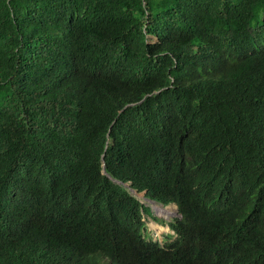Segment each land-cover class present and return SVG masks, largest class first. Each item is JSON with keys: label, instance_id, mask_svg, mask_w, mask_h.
Listing matches in <instances>:
<instances>
[{"label": "trees", "instance_id": "16d2710c", "mask_svg": "<svg viewBox=\"0 0 264 264\" xmlns=\"http://www.w3.org/2000/svg\"><path fill=\"white\" fill-rule=\"evenodd\" d=\"M0 264H264V0H0Z\"/></svg>", "mask_w": 264, "mask_h": 264}, {"label": "rangeland", "instance_id": "374dc122", "mask_svg": "<svg viewBox=\"0 0 264 264\" xmlns=\"http://www.w3.org/2000/svg\"><path fill=\"white\" fill-rule=\"evenodd\" d=\"M149 39L154 41V38L149 37ZM142 196L143 193H138L137 195L144 204H147L150 207L149 212L144 216L145 229L152 239H158L162 243L165 239V234L170 232L165 225V221L177 216L176 208L171 204L166 206V208H159L158 205L160 204L149 202L146 198H143L144 196Z\"/></svg>", "mask_w": 264, "mask_h": 264}, {"label": "clouds", "instance_id": "9594fccd", "mask_svg": "<svg viewBox=\"0 0 264 264\" xmlns=\"http://www.w3.org/2000/svg\"><path fill=\"white\" fill-rule=\"evenodd\" d=\"M103 173H104V171H103ZM125 185H127V184H125ZM145 192V191H144ZM144 192H137L136 190H134V189H131V193L135 196V197H137V195H138V193H143V198H146V200L147 201H149V202H155V203H157V204H160L161 206H162V208H166V206H168V205H174L175 206V208H176V212H177V216H175L173 219H175V218H177V217H179L180 216V214H179V212H178V208H177V205H176V203H174V202H168V203H165V204H163V203H161V202H157V201H155V200H153V199H151V198H149V197H147V196H145V194H144ZM138 198V197H137ZM138 200H139V202L142 204V207L143 206H145V207H147V209H148V211L147 212H143V220H144V229H143V233H145L148 237H150L151 238V236H150V234L146 231V229H145V219H144V216L149 212V205H147V204H144L141 200H140V198H138ZM160 205H158V206H160ZM151 212V211H150ZM173 219H170V220H173ZM170 220H168V221H165V225L168 227V229H169V231L170 232H168V233H166V234H170V238L169 239H164L163 240V242L161 243L158 239H155V240H157L158 242H160L161 244H163L164 242H166V241H168V240H172L174 237H175V233H174V231L172 230V229H170L169 228V226H168V222L170 221ZM165 234V235H166Z\"/></svg>", "mask_w": 264, "mask_h": 264}, {"label": "bare ground", "instance_id": "6f19581e", "mask_svg": "<svg viewBox=\"0 0 264 264\" xmlns=\"http://www.w3.org/2000/svg\"><path fill=\"white\" fill-rule=\"evenodd\" d=\"M159 208H162V206H158Z\"/></svg>", "mask_w": 264, "mask_h": 264}, {"label": "water", "instance_id": "95a60500", "mask_svg": "<svg viewBox=\"0 0 264 264\" xmlns=\"http://www.w3.org/2000/svg\"><path fill=\"white\" fill-rule=\"evenodd\" d=\"M104 171V170H103Z\"/></svg>", "mask_w": 264, "mask_h": 264}]
</instances>
